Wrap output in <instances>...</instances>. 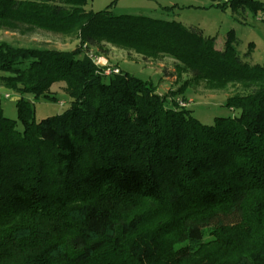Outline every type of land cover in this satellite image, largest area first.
<instances>
[{
  "label": "trees",
  "instance_id": "16d2710c",
  "mask_svg": "<svg viewBox=\"0 0 264 264\" xmlns=\"http://www.w3.org/2000/svg\"><path fill=\"white\" fill-rule=\"evenodd\" d=\"M87 6L0 0V29L169 57L191 76L175 96L238 86L227 106L239 114L208 126L85 50L0 43V85L21 96L23 125L0 116V264H264V63L233 32L217 49L177 20ZM60 82L69 108L36 122L24 96L56 101Z\"/></svg>",
  "mask_w": 264,
  "mask_h": 264
},
{
  "label": "rangeland",
  "instance_id": "374dc122",
  "mask_svg": "<svg viewBox=\"0 0 264 264\" xmlns=\"http://www.w3.org/2000/svg\"><path fill=\"white\" fill-rule=\"evenodd\" d=\"M230 0H88V10L100 12L110 10L116 15H142L163 20H177L184 25L195 28L205 37H216V48L223 49L230 32L238 38L237 49L241 55L252 52L250 61L254 64L264 63V10H254L240 4H227ZM264 5V0H252ZM227 4V5H226ZM226 5V6H224ZM0 43L13 47L38 48L59 51L82 49L88 56H95L105 61L110 70L119 69L120 73H129L150 82L163 96L174 97L180 108L187 109L205 125L212 126L217 118L234 117L239 114L227 106V99L242 93L238 86L228 85L223 90H212L201 83L191 85L182 96H175L184 89L191 77L169 57H144L133 50L106 44L101 51L96 48H80L79 41L72 37L33 30L10 31L0 29ZM7 73L0 71L1 76ZM65 83L54 84L50 93L56 101L24 96L30 102L33 118L36 122L47 117L56 116L66 111L71 104V97L65 91ZM10 95V98H7ZM21 96L0 85V116L18 121L17 128L23 130L18 119L17 101Z\"/></svg>",
  "mask_w": 264,
  "mask_h": 264
},
{
  "label": "built area",
  "instance_id": "2783aa9c",
  "mask_svg": "<svg viewBox=\"0 0 264 264\" xmlns=\"http://www.w3.org/2000/svg\"><path fill=\"white\" fill-rule=\"evenodd\" d=\"M90 58L94 61V63L97 65V66H100V67H104L106 68V74L107 75H111V74H119L120 73V70L119 69H114V70H110L107 66H106V63L104 60H102L101 58H97L95 56H90ZM7 98H10V95H7Z\"/></svg>",
  "mask_w": 264,
  "mask_h": 264
}]
</instances>
